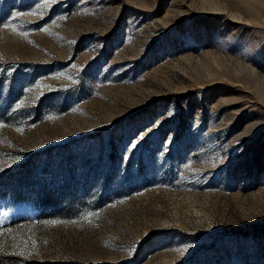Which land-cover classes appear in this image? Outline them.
Listing matches in <instances>:
<instances>
[{"label":"rangeland","instance_id":"1","mask_svg":"<svg viewBox=\"0 0 264 264\" xmlns=\"http://www.w3.org/2000/svg\"><path fill=\"white\" fill-rule=\"evenodd\" d=\"M0 192L16 264H264V0H0Z\"/></svg>","mask_w":264,"mask_h":264},{"label":"trees","instance_id":"2","mask_svg":"<svg viewBox=\"0 0 264 264\" xmlns=\"http://www.w3.org/2000/svg\"><path fill=\"white\" fill-rule=\"evenodd\" d=\"M0 196L10 197L8 194H5L3 192H0ZM25 196L26 198H28V194H25ZM13 199L15 201H25V198H22L21 196H15L13 197ZM0 261L1 264H16V262H18V259H16V257H13L12 255H7L5 247L0 246Z\"/></svg>","mask_w":264,"mask_h":264},{"label":"snow or ice","instance_id":"3","mask_svg":"<svg viewBox=\"0 0 264 264\" xmlns=\"http://www.w3.org/2000/svg\"><path fill=\"white\" fill-rule=\"evenodd\" d=\"M20 14L19 13H17V16H19Z\"/></svg>","mask_w":264,"mask_h":264}]
</instances>
